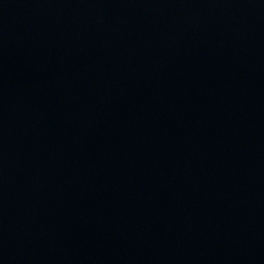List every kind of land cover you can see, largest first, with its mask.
I'll return each mask as SVG.
<instances>
[{
  "label": "water",
  "instance_id": "water-1",
  "mask_svg": "<svg viewBox=\"0 0 264 264\" xmlns=\"http://www.w3.org/2000/svg\"><path fill=\"white\" fill-rule=\"evenodd\" d=\"M0 264H264V0H0Z\"/></svg>",
  "mask_w": 264,
  "mask_h": 264
}]
</instances>
